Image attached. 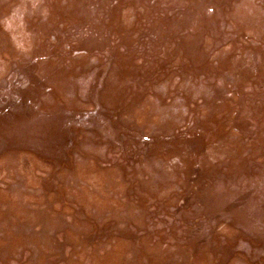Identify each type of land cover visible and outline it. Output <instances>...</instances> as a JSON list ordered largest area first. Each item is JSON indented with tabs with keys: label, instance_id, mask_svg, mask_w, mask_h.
Instances as JSON below:
<instances>
[{
	"label": "rangeland",
	"instance_id": "1",
	"mask_svg": "<svg viewBox=\"0 0 264 264\" xmlns=\"http://www.w3.org/2000/svg\"><path fill=\"white\" fill-rule=\"evenodd\" d=\"M0 264H264V0H0Z\"/></svg>",
	"mask_w": 264,
	"mask_h": 264
}]
</instances>
